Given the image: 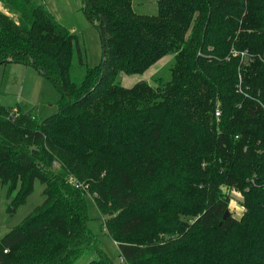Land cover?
<instances>
[{"label": "trees", "instance_id": "obj_1", "mask_svg": "<svg viewBox=\"0 0 264 264\" xmlns=\"http://www.w3.org/2000/svg\"><path fill=\"white\" fill-rule=\"evenodd\" d=\"M83 1L106 60L78 83L70 30L38 0H0V65H31L61 91L45 118L0 105L9 209L36 179L45 196L0 238V264H73L91 245L88 264H116L88 197L121 264H264V0H158L149 15L134 0ZM169 54L167 82L117 79ZM225 188L242 194L241 217H224Z\"/></svg>", "mask_w": 264, "mask_h": 264}, {"label": "rangeland", "instance_id": "obj_2", "mask_svg": "<svg viewBox=\"0 0 264 264\" xmlns=\"http://www.w3.org/2000/svg\"><path fill=\"white\" fill-rule=\"evenodd\" d=\"M38 1L40 3L43 2V0ZM44 1L45 7L54 14L58 22L70 30L76 39L72 78L79 83L86 74L87 67L97 65L103 60L104 53L100 29L88 19L83 0ZM157 1L134 0L132 7L139 13L149 15L157 12ZM0 9L3 10L1 3ZM172 64L173 56L169 54L144 73L126 74L121 72L117 79L126 86H133L139 80H144L151 85L157 86L170 79ZM0 83H2L1 101H8L9 103L20 101L22 106L33 108L35 115L39 118H45L58 110L57 102L61 97L60 89L34 67H26L17 62L1 64ZM7 188L6 184L2 185L0 182V238L20 224L21 220L45 199L44 185L39 179H36L33 192L28 195L26 201L20 204L16 210L11 211L9 204L11 197L16 195V192L11 197H8ZM225 191L230 196L228 212L238 218L241 217L244 212L242 194L235 189L229 190L225 188ZM87 204L90 219L88 226L98 237L97 245L106 251L114 263L121 264L122 260L119 257L118 243L112 236L107 234L104 227V216L101 215L97 205L93 203L92 197L87 198ZM93 246H89L73 264H88L91 260L97 258L98 253Z\"/></svg>", "mask_w": 264, "mask_h": 264}, {"label": "crops", "instance_id": "obj_3", "mask_svg": "<svg viewBox=\"0 0 264 264\" xmlns=\"http://www.w3.org/2000/svg\"><path fill=\"white\" fill-rule=\"evenodd\" d=\"M42 4H44L45 5V1L43 0V2H41ZM46 6V5H45ZM47 8V7H46ZM163 59V58H162ZM160 61V60H159ZM158 62V61H157ZM156 62V63H157ZM154 65V64H153ZM24 66H26V65H24ZM31 66V65H30ZM29 66V67H30ZM26 67H28V66H26ZM31 67H33V66H31ZM152 67V66H151ZM151 69V68H150ZM2 83H0V94H1V91H2ZM0 105L2 106V105H5V106H10V107H12V108H17L18 106H22L21 105V103H20V101H17V103H9L8 101H6V102H4V101H1V99H0ZM24 109H32V108H27V107H24V106H22Z\"/></svg>", "mask_w": 264, "mask_h": 264}, {"label": "water", "instance_id": "obj_4", "mask_svg": "<svg viewBox=\"0 0 264 264\" xmlns=\"http://www.w3.org/2000/svg\"><path fill=\"white\" fill-rule=\"evenodd\" d=\"M99 29H100V35L102 38L103 53H104L102 66H104L105 60H106V53H105L106 52V38H105L103 27L101 25H99ZM227 215H229L228 210L224 213V217H227Z\"/></svg>", "mask_w": 264, "mask_h": 264}, {"label": "built area", "instance_id": "obj_5", "mask_svg": "<svg viewBox=\"0 0 264 264\" xmlns=\"http://www.w3.org/2000/svg\"><path fill=\"white\" fill-rule=\"evenodd\" d=\"M241 54H242L244 57H246V55H247V50H246V51H241ZM240 90H241V89H240ZM262 106H263V108H264V101L262 102ZM215 110H216V115H217V116L221 115L222 110H221L219 107H217ZM17 112H18V109L14 108V109H12V110L10 111L9 116H11L12 118H14V117H16Z\"/></svg>", "mask_w": 264, "mask_h": 264}]
</instances>
